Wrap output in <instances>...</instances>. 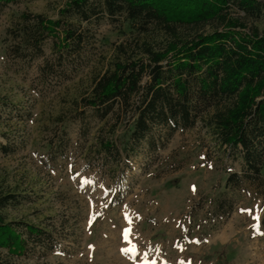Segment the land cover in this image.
Segmentation results:
<instances>
[{
	"label": "rangeland",
	"instance_id": "374dc122",
	"mask_svg": "<svg viewBox=\"0 0 264 264\" xmlns=\"http://www.w3.org/2000/svg\"><path fill=\"white\" fill-rule=\"evenodd\" d=\"M60 6L58 0H32L0 10V104L10 102L22 114L0 112V140L16 148L0 153V181L29 197L7 215L65 237L62 248L46 256L13 258L3 251L5 262L264 264V204L244 185L227 190L234 194L231 215L217 212L215 199L229 176L241 171L240 159L216 144L201 123L177 132L153 154L138 160L125 156L119 166L105 169L95 143L103 136L127 143L132 115L83 120L81 100L95 76L110 67L116 45L136 34L131 25L108 18L93 25L88 65L52 84L44 83L39 71L52 58V40L31 67L6 57L7 32L22 13L56 19ZM64 132L71 141L67 156L55 161L52 143Z\"/></svg>",
	"mask_w": 264,
	"mask_h": 264
},
{
	"label": "trees",
	"instance_id": "16d2710c",
	"mask_svg": "<svg viewBox=\"0 0 264 264\" xmlns=\"http://www.w3.org/2000/svg\"><path fill=\"white\" fill-rule=\"evenodd\" d=\"M32 0H0V10ZM56 19L24 12L7 32L6 57L24 67L44 56L53 41L52 58L39 68L44 83L77 73L93 56L92 26L108 18L129 24L134 36L116 45L110 67L93 79L81 100L82 119L106 122L132 115L131 133L123 144L112 136L96 144L106 168L126 156L164 148L179 131L199 123L221 148L240 159L223 195L215 199L222 218L229 217L234 194L252 186L264 204V0H58ZM91 115L86 116V111ZM10 102L0 112L22 117ZM109 137V138H107ZM57 140L53 160L65 159L70 138ZM87 142V141H86ZM16 148L0 140V153ZM29 200L0 181V264L7 251L13 258L62 248L64 236L48 227L11 221L7 212ZM264 229V214L261 221Z\"/></svg>",
	"mask_w": 264,
	"mask_h": 264
},
{
	"label": "snow or ice",
	"instance_id": "6c2138e0",
	"mask_svg": "<svg viewBox=\"0 0 264 264\" xmlns=\"http://www.w3.org/2000/svg\"><path fill=\"white\" fill-rule=\"evenodd\" d=\"M241 211H244L243 209Z\"/></svg>",
	"mask_w": 264,
	"mask_h": 264
}]
</instances>
